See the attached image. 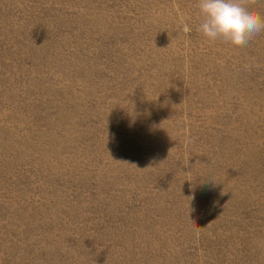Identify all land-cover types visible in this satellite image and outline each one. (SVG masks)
I'll use <instances>...</instances> for the list:
<instances>
[{
    "label": "rangeland",
    "instance_id": "rangeland-1",
    "mask_svg": "<svg viewBox=\"0 0 264 264\" xmlns=\"http://www.w3.org/2000/svg\"><path fill=\"white\" fill-rule=\"evenodd\" d=\"M199 19L0 0V264H264V32Z\"/></svg>",
    "mask_w": 264,
    "mask_h": 264
},
{
    "label": "clouds",
    "instance_id": "clouds-1",
    "mask_svg": "<svg viewBox=\"0 0 264 264\" xmlns=\"http://www.w3.org/2000/svg\"><path fill=\"white\" fill-rule=\"evenodd\" d=\"M255 0H197L199 31L209 41L222 39L238 47L247 46L264 32V16L252 5ZM185 27V31H189Z\"/></svg>",
    "mask_w": 264,
    "mask_h": 264
}]
</instances>
